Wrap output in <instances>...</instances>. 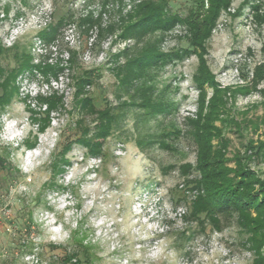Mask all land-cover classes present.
<instances>
[{"label": "rangeland", "instance_id": "1", "mask_svg": "<svg viewBox=\"0 0 264 264\" xmlns=\"http://www.w3.org/2000/svg\"><path fill=\"white\" fill-rule=\"evenodd\" d=\"M141 1L146 0H0L2 45L25 44L34 64L67 68L73 52L77 69L100 68L99 81L87 93L97 109L110 105L116 116L110 135L99 140L103 157L72 144L68 165L53 166L55 154L76 137L78 112L68 71L57 81L39 72L18 77V94L0 115V150L9 153L11 170L8 177L0 170V264H58L75 231L92 246L95 264H259L234 217L221 219L220 232L207 222L199 230L184 218L194 195L184 191L179 170L196 163L185 118H195L201 103L194 82L198 52L181 53L188 48L185 25H174L160 44L161 52L180 57L157 70L155 89L164 92L169 107L155 118L122 105L128 100L119 94L111 71L133 57L140 41L122 38L119 31L103 32L99 41L96 28L86 33V26L79 27L90 18L106 29ZM190 5V0H169L171 12L182 19ZM256 14L264 15V0H231L205 42L203 59L220 89L251 87L256 69L264 65V19ZM61 18L68 20L52 41L38 36ZM255 83L251 92L227 97L232 118L247 130L224 129L223 135L227 157L238 153L263 179L264 156L244 150L247 140H262L264 76ZM203 88L207 103L212 91L206 84ZM53 91L63 97L64 109L51 113L49 126L39 133L44 123L38 115L44 110L40 97ZM84 120L93 129L92 118ZM261 256L264 264V252Z\"/></svg>", "mask_w": 264, "mask_h": 264}, {"label": "trees", "instance_id": "2", "mask_svg": "<svg viewBox=\"0 0 264 264\" xmlns=\"http://www.w3.org/2000/svg\"><path fill=\"white\" fill-rule=\"evenodd\" d=\"M190 3L188 13L183 19L180 15L171 12L169 0H146L133 7L126 18H119L121 21L109 25L106 29L90 18L81 20L79 27L86 26V33L96 28L99 41L103 38V32L113 35L117 31L121 33L119 36L122 38L131 37L140 41L133 57L129 55L130 58L111 71L117 80L119 94L124 95L128 100L122 105L135 107L140 112V117L155 118L166 113L169 107L164 92H157L155 89L157 70L171 62L172 58L180 57L174 55L175 52H161L160 44L165 33L174 25L177 23L185 25L188 48L182 49L181 53H188L194 48L195 52H198L199 65L194 82L200 93L201 103L195 118H185L186 132L196 148V163L194 166L185 163L179 170L184 191H190L194 195L187 205L184 218L193 221L199 230H205L207 222L212 229L220 232L221 219L234 217L240 229L248 235L246 242L256 255L257 262L261 264V253L264 252V178L257 177L246 165V158L239 156L238 153L231 158L227 157L228 142L223 133L224 129L230 128L247 130V125L243 124V121L237 123L232 118L230 109L227 108V97L254 90L258 76H264V65L256 69L255 80L251 87H238L231 92L229 89H220L208 70L203 55L206 40L215 28L221 11L230 7L231 0H190ZM256 16L261 20L264 19V15L256 14ZM67 20L61 18L55 25L49 24L38 36L44 41H52L57 29ZM74 57L75 53L71 52L67 60V68L34 64L25 44L14 43L5 47L0 41V59L6 62L4 65L0 62V115L18 94L17 79L24 72L32 75L39 72L44 77H51L57 81L65 70L68 71L74 89L72 107L78 112V118L74 123L76 137L65 143L55 154L53 166L55 162H59L61 166L68 165L65 156L72 144L85 147L90 155L103 157L101 141L110 135L116 118L110 105L97 109L93 98L87 93V88L99 81L100 68L77 69ZM205 84L212 91L207 103L203 88ZM40 101L44 110L38 115L42 117L44 123L39 125L38 130L42 133L50 124V114L63 110L64 103L63 97L54 91L45 97H40ZM88 116L94 122L93 129L85 124L84 118ZM216 122L220 127L216 126ZM241 123L243 125H240ZM260 125L263 129L262 140L249 139L244 146L245 152L248 151L255 157L264 156V118L259 122L258 126ZM160 146L167 147L165 143H160ZM8 157V152L0 150V170L5 171L7 177L11 174ZM230 163L233 165L230 166ZM180 237L183 240L186 238V233H181ZM84 242V237H81L77 231L73 232L69 247L64 248V254L58 264H95V252H92L89 243ZM21 246L25 247V245Z\"/></svg>", "mask_w": 264, "mask_h": 264}]
</instances>
